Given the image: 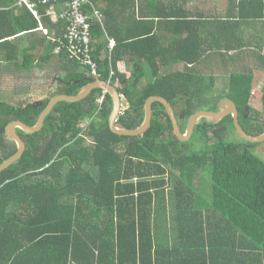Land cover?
I'll return each mask as SVG.
<instances>
[{
  "label": "trees",
  "instance_id": "1",
  "mask_svg": "<svg viewBox=\"0 0 264 264\" xmlns=\"http://www.w3.org/2000/svg\"><path fill=\"white\" fill-rule=\"evenodd\" d=\"M88 1L84 12L92 17L91 48L99 78L116 87L124 104L118 128L139 127L151 98L172 104L181 128L184 119L183 131L191 115L219 111L220 101L230 98L247 134H264V120L250 103L258 89L252 70L229 78L201 72V65L214 57L207 53L212 44L226 37L240 43L238 34L246 32L257 34L248 45L257 49L255 63L264 65V0H232L227 22H208L213 11L188 8L191 0H185L181 13L177 0H139L153 12L151 21L137 23L136 38L123 35L128 32L124 22L111 28L114 16L99 6L106 0ZM20 3L0 0V48L18 32L35 29ZM58 6L63 11V3L55 9L61 12ZM14 10L20 14L10 26ZM93 10L101 14L100 21ZM39 11L47 17L45 8ZM204 32H216L218 39H208ZM113 33L116 47L103 58L95 40ZM161 34H169L165 40L171 48L181 43L176 58L186 63V69L167 77L157 76V65L173 63ZM245 45L229 49L246 51ZM60 55L70 63L59 77V93L43 107L0 103V165L17 152L16 142L4 132L7 124L35 126L52 98L77 97L90 84L83 66ZM124 57L134 59L130 75L119 67ZM144 65L157 77L140 85L139 79L146 78L140 74ZM260 94L264 108V86ZM112 111L111 96L96 89L82 102L56 106L39 132L18 129L26 151L0 172V264H264V153L253 151L264 142L232 141L226 125L235 129V122L227 117L197 123L194 131L202 146L190 151L177 139L161 103L153 104L152 125L137 137L111 130Z\"/></svg>",
  "mask_w": 264,
  "mask_h": 264
},
{
  "label": "crops",
  "instance_id": "2",
  "mask_svg": "<svg viewBox=\"0 0 264 264\" xmlns=\"http://www.w3.org/2000/svg\"><path fill=\"white\" fill-rule=\"evenodd\" d=\"M231 2L232 0H200L199 2L191 0L190 3L187 4V7H197L199 12L213 11L211 15L213 18L208 20V22H227V11H229L228 8L230 9L232 6ZM175 5H177L178 13L185 11V0H177ZM99 6H104L107 13L114 16L111 18V28H115L117 23L124 22L123 24L128 26V32H125L123 35H133L131 38H136L138 35L137 23L140 21H151V19L148 18L153 12V8L150 4L139 0H106L101 2ZM180 8H182V10H180ZM58 9L61 11L62 6H58ZM27 13L32 18V26L33 21L36 23V26L34 27L35 29L18 32L17 35L7 38L9 43H4L0 48V77L5 80L15 78V82L10 83V85L5 87L4 98L0 100V103L11 105L13 107H27L28 105L34 104V108L36 109L43 107L45 100L52 97V95L59 93L58 91L61 87V84H59V77L61 73L65 76L66 72L65 70L63 71V69L66 65H69L70 62L66 58L61 57L60 53L56 51V48L59 46V43L56 42H58L63 36V29L65 32V23H62L58 17H56V20L50 19L47 15V9L45 14L47 16L46 18H44V15L39 11V16H41L39 20L29 12ZM19 14V11L14 10L13 15H10L8 18L7 23H9L10 26L12 25L11 22L14 24V17L19 16ZM46 19L47 21H45ZM173 20L175 21L177 19L174 18ZM49 22L53 26L49 25ZM159 22L160 21H157V23ZM49 26L54 28H50ZM204 33L205 37L208 39H218V34L216 32ZM114 35L117 34L113 33L112 36L105 34V36H99L95 40V43L97 44L96 48H99V52L103 58L116 47V42L114 40L115 37H113ZM161 35L165 40L169 34H166V36L163 34ZM256 35L255 32H246L245 35L238 34L237 39L240 40V43L246 44V51L237 50V47L235 50H230V46L240 44L237 40H235L234 43H230V37L224 38L223 41L219 39L220 42L212 44L213 47L210 48L207 53L214 57L209 63L204 64L208 65V73H211L215 78H219V75H226V77L229 78L231 74L252 70L255 78L254 82H256L258 87H263L264 65L259 64L260 62L255 63L257 56L259 57V55L255 53L257 49L254 50L255 46L248 45V40L251 36L252 38H255ZM172 37L174 39L176 35H172ZM112 41L114 42L113 48H111ZM261 43L262 41L260 44ZM165 44H162L166 50L165 54L173 55V63L169 64L163 59L165 64L157 65V69H159L157 74L158 77H167L174 71L186 69V63H179L176 58L179 57L180 53L183 51L181 50V43L178 42L173 45V48H171L169 44H166L167 46H165ZM10 56H12L11 60ZM129 59H131V57ZM129 59L124 57V62L119 64V67L124 72H127L128 75H130L133 70L135 71L133 65L134 59ZM159 63H162V61L159 60ZM143 71L140 73L141 77H149L150 80L153 81L156 79L157 76L150 73L151 69H149V65H144ZM139 80L140 85L146 84V82H142L143 80H141V78ZM79 82L80 81H78V83ZM17 87L20 91H18ZM56 97L59 96H55L54 98ZM121 101L124 106L122 97ZM205 225L206 223L203 224V226Z\"/></svg>",
  "mask_w": 264,
  "mask_h": 264
},
{
  "label": "water",
  "instance_id": "3",
  "mask_svg": "<svg viewBox=\"0 0 264 264\" xmlns=\"http://www.w3.org/2000/svg\"><path fill=\"white\" fill-rule=\"evenodd\" d=\"M90 81L91 83L87 85L84 91L77 97L59 96L52 99L48 104L46 110H44L43 113L40 115L39 120L35 126L32 127L27 126L21 121H13L6 125L4 132L6 136H8L9 138L13 139L16 142L17 152L0 165V172L8 169L12 164L19 161L23 157L26 151L25 141L21 137V135L17 132V129L22 130L27 134H35L39 132L43 128L47 116L55 109L56 106H58L60 103L63 102H69V103L82 102L86 100L91 95V93L96 89H102L105 91V93L111 96L113 101V111L109 119V125L111 130L115 134L120 136L137 137L146 133L152 125L153 104L155 102H159L165 107L172 121L174 133L180 142L186 143L190 139L192 133L195 130L197 122L200 119H209L212 122H218L224 120L227 117H232V119H234L238 133L242 136V138L246 142L253 144L264 142V134L258 137H253L247 134L240 121L239 107L237 103L235 101H232L230 98H224L220 101V103L218 104L219 111L216 112L198 111L193 115H191L186 124V129L184 133L180 126L179 119L176 116L174 107L172 106L171 103H169L167 100L163 98H151L148 101H146V104H144V119L139 127H137L134 130L118 128L116 123L122 111V101L119 92L117 91L115 86H113L108 82L102 81L98 78L91 79ZM50 140L51 137H49V139L41 147V149H45L48 143L50 142Z\"/></svg>",
  "mask_w": 264,
  "mask_h": 264
},
{
  "label": "built area",
  "instance_id": "4",
  "mask_svg": "<svg viewBox=\"0 0 264 264\" xmlns=\"http://www.w3.org/2000/svg\"><path fill=\"white\" fill-rule=\"evenodd\" d=\"M63 3V11L56 12V5ZM88 0H21L20 6H24L36 19H40V8L47 9L50 19L59 18L66 24L64 36L62 37V48L71 61L83 66L89 76L99 78V65L94 59L91 44L93 42L91 26L89 21L92 17L84 12V8L89 6ZM92 6V5H91ZM39 9V10H38ZM93 18L101 20L102 16L93 10ZM112 47L114 42L112 41Z\"/></svg>",
  "mask_w": 264,
  "mask_h": 264
},
{
  "label": "rangeland",
  "instance_id": "5",
  "mask_svg": "<svg viewBox=\"0 0 264 264\" xmlns=\"http://www.w3.org/2000/svg\"><path fill=\"white\" fill-rule=\"evenodd\" d=\"M180 65H183V64H180ZM207 69H208V65H201V72L204 73L205 75L209 74ZM14 79L15 78H10L8 80H5V79H2V77H0V100H2V98H4V94H5L4 89H5V87L7 85H10V83L15 82ZM90 79H95V78H93L91 76ZM146 80L148 81V80H150V78L149 77L144 78L142 82L143 83L147 82ZM12 89H13V87H12ZM17 89H18V87H17ZM18 91H20V89H18ZM260 93H261V87H258V89H256L254 91L253 98L251 99L250 103H251V107L253 109H255L257 112H259L261 118L264 120V108H263V106L261 104V94ZM183 120L184 119L180 118V122L182 124V127L184 128ZM200 121H201V123H208L211 120H209V119H200L197 123H199ZM226 130H227V132H225V134L228 135V137H230L232 141H235L237 143H243L245 141L242 138V136L238 133V131L236 129V126H235V129L232 128V127H229V126H228V129H227V125H226ZM186 143H187V147H189L188 149L190 151L191 150H198V149L201 148L200 146H202L201 145V140H200L199 135L197 134V131H194L192 133V136L190 137V139ZM255 150H257L258 153H264V146L260 145L259 147L253 148V151H255ZM261 156H263V154H261Z\"/></svg>",
  "mask_w": 264,
  "mask_h": 264
},
{
  "label": "clouds",
  "instance_id": "6",
  "mask_svg": "<svg viewBox=\"0 0 264 264\" xmlns=\"http://www.w3.org/2000/svg\"><path fill=\"white\" fill-rule=\"evenodd\" d=\"M30 13V12H29ZM31 14V13H30ZM39 20V19H38ZM65 29H66V26H65ZM65 33V32H64ZM64 36V35H63ZM62 36V37H63ZM62 37H61V39H62ZM61 39L58 41V42H56V43H59V46H58V48H56V51H58L60 54H62V53H65V54H67L64 50H59V48H62V41H61ZM63 49V48H62ZM67 56H68V54H67ZM68 58H69V56H68ZM89 74V73H88ZM98 79H100V78H98ZM89 80H91L90 78H89ZM91 82V81H90ZM100 103H102V101H100ZM18 130V129H17ZM185 132V131H184Z\"/></svg>",
  "mask_w": 264,
  "mask_h": 264
},
{
  "label": "flooded vegetation",
  "instance_id": "7",
  "mask_svg": "<svg viewBox=\"0 0 264 264\" xmlns=\"http://www.w3.org/2000/svg\"><path fill=\"white\" fill-rule=\"evenodd\" d=\"M180 118V117H179ZM181 119H183L182 117H181ZM17 132H18V130H17Z\"/></svg>",
  "mask_w": 264,
  "mask_h": 264
}]
</instances>
